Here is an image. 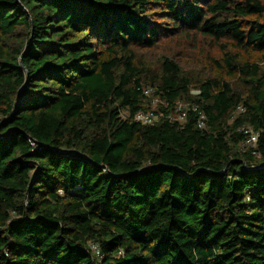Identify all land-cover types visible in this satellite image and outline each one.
Instances as JSON below:
<instances>
[{
    "label": "trees",
    "instance_id": "obj_1",
    "mask_svg": "<svg viewBox=\"0 0 264 264\" xmlns=\"http://www.w3.org/2000/svg\"><path fill=\"white\" fill-rule=\"evenodd\" d=\"M0 264H264V0H0Z\"/></svg>",
    "mask_w": 264,
    "mask_h": 264
},
{
    "label": "rangeland",
    "instance_id": "obj_2",
    "mask_svg": "<svg viewBox=\"0 0 264 264\" xmlns=\"http://www.w3.org/2000/svg\"><path fill=\"white\" fill-rule=\"evenodd\" d=\"M192 39L193 37L190 40L187 39L186 42L181 39L177 41L171 40L168 41L165 46H162L161 49L164 51H168L170 49H176L179 45H181L178 49L175 50V52L183 51L190 62L195 61L194 65L199 64L200 67L209 68V66H207L209 64V57H215L216 60L220 57L218 45L215 44L212 40L201 35L197 36V39L194 41ZM152 60L154 59L152 58ZM121 115L123 119L128 116V114L124 112L121 113ZM247 147L250 146L246 144L243 145V148Z\"/></svg>",
    "mask_w": 264,
    "mask_h": 264
},
{
    "label": "built area",
    "instance_id": "obj_3",
    "mask_svg": "<svg viewBox=\"0 0 264 264\" xmlns=\"http://www.w3.org/2000/svg\"><path fill=\"white\" fill-rule=\"evenodd\" d=\"M151 93H153L152 89H148L145 94L150 95ZM194 93H198L197 91H194ZM158 101L155 100L154 103H157ZM176 112L179 113V119L183 120L186 118L187 116V111H186V106L183 104L178 105ZM137 121L142 122L143 124H150L153 122L154 120V116L151 113H139L136 118ZM199 127L200 128H204L205 127V123H204V117H201L200 121H199ZM257 139L258 136L255 134H252V136L250 137V139L248 140L247 144L254 147L255 144L257 143ZM31 147H32V152L36 151L39 149L38 144L36 142L31 141L30 142ZM93 249H96L95 247H93Z\"/></svg>",
    "mask_w": 264,
    "mask_h": 264
}]
</instances>
